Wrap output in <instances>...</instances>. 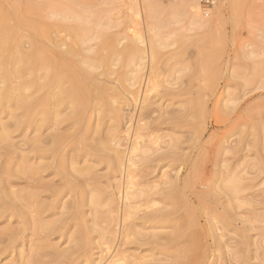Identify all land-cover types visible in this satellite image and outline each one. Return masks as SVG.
Segmentation results:
<instances>
[{
    "label": "rangeland",
    "instance_id": "obj_1",
    "mask_svg": "<svg viewBox=\"0 0 264 264\" xmlns=\"http://www.w3.org/2000/svg\"><path fill=\"white\" fill-rule=\"evenodd\" d=\"M158 1L163 5L159 11L150 10L146 0H0V38L9 44L0 47V68L15 57L13 51L18 46L27 51L30 42L42 43L43 47H51L52 40L63 43L61 48L73 50L65 64L68 68H83L93 84L115 89L111 100L118 108L121 139L126 128L136 125L140 106L144 105V91L148 92L154 116L181 107L185 119L178 134L181 148L172 149L177 160L151 162L146 170L147 164L137 161V168L145 170L141 180L153 183L147 185H164L165 190L168 177H178L181 206L175 215L182 217L184 223L197 218L196 225L187 231H196L201 237L202 227L205 228L209 233L205 249L210 258L218 252L212 247L207 216L213 217L216 224L227 223L223 231L227 237L220 242L230 238L232 248L224 249L235 255L236 263L264 264V0H244L237 13L226 0H222L220 10L214 9V3L203 8L199 0L201 16L183 0ZM2 22L10 31L3 28ZM103 36L113 37V51L112 46L101 44ZM143 48L146 54L142 53ZM86 86L96 92L92 84ZM66 106H60L64 117L59 128L66 137L65 144L54 160L38 158L35 150H26L23 134H34L29 128L21 131L11 127L10 137L0 142V196L23 185H53L50 188L58 191V198L63 196V202L70 197L85 198V186L70 176L74 170L62 157L75 145L80 147V143L72 141L77 127L70 123L71 113ZM88 110L84 117L92 123L93 111ZM5 121L6 113L0 111V132ZM168 123L160 124L147 138L157 139L160 145L169 143ZM124 140L120 142L124 144ZM23 153L26 157L21 160ZM133 158L136 161L138 157ZM41 163H46V169L38 168ZM21 166L34 171H24ZM96 170L107 173L104 163L97 165ZM38 178L41 179L37 181ZM108 182L109 191H117L118 177L110 176ZM232 184L239 189L232 192L221 186ZM73 188L77 189V197ZM48 193L46 190L42 196ZM198 193L205 196L197 198ZM136 212L131 210L129 220ZM13 220L0 218V229ZM91 235L95 236L92 251L96 253L99 236L95 231ZM214 237L219 241V237ZM241 240L244 252L235 253L234 242ZM141 243L131 244L129 250L157 253L156 249L141 251L144 247L137 246ZM204 244L205 239L201 238L197 250L202 252ZM223 250L222 258L226 256ZM244 254L246 263H242Z\"/></svg>",
    "mask_w": 264,
    "mask_h": 264
},
{
    "label": "bare ground",
    "instance_id": "obj_2",
    "mask_svg": "<svg viewBox=\"0 0 264 264\" xmlns=\"http://www.w3.org/2000/svg\"><path fill=\"white\" fill-rule=\"evenodd\" d=\"M183 1L194 13H199V0ZM226 1L236 13L245 4L244 0ZM221 2L214 0V9L220 10ZM146 5L154 11L163 9L158 0H146ZM8 27L3 28L8 32ZM102 38L101 44L109 48L112 46V50L113 37ZM50 43L51 47H43L42 43L30 42L27 51L17 45L13 51L15 57L6 58L8 61L2 64L0 111H5L7 121L1 124L0 142L10 137L13 131L11 127L21 131L29 128L34 134L31 137L23 134L26 150H35L38 158L54 160L66 139L64 133L59 132L64 117L60 106L64 109V105L68 104L65 107L70 109L68 119L77 127L73 132L75 140L72 141L80 143V147L75 145L70 152L62 153V157L74 170V175L70 176L85 186V198L70 197L63 202V196L58 198V191L50 188L53 185H23L1 194L0 218L14 220L8 221L7 227L0 229V264H238L235 255L226 253L224 249L227 246L232 248L230 238L220 242L227 235L223 232L227 223L216 224L210 216L205 219L212 247L218 252L210 258L205 249L209 236L205 228L202 227L201 237L196 231H187L189 226L196 225L197 218H190L184 223L182 217L175 215L181 206V186L177 176L168 177L165 190L163 184L162 187L147 185L153 183L141 180L146 168L151 167L148 163L177 160L172 149L181 148L182 138L178 134H181L180 128L185 120L182 108L176 106L166 110L163 115L154 116V110L149 107L148 92L144 91V105L140 106L136 125L133 129L126 128V135L121 139L118 108L111 100L115 89L104 84H93L89 73L83 68L79 71L68 68L65 64L73 50L61 48L63 43L57 40ZM8 46L7 40L0 38V47ZM142 53L146 54L144 48ZM87 83L92 84L95 93L86 86ZM9 107L13 109L6 111L5 108ZM87 109L88 112L93 111L92 123H88L84 117ZM167 121V130L171 135L169 143L160 145L157 139L147 138ZM121 140L125 143H121ZM134 156L138 157L136 161ZM24 157L25 154H21V160ZM137 161L147 164L145 170L137 168ZM101 163L107 168L106 174L96 170V166ZM41 164L38 168L46 169V163ZM21 169L34 171L23 166ZM110 176L118 177L115 192L108 188ZM103 178L107 180L103 181ZM221 186L232 192L237 188L233 184ZM46 190L49 193L44 197L42 195ZM72 191L77 197V189L73 188ZM159 194L160 199L157 198ZM196 196L202 198L205 195L198 193ZM176 197L179 201H174ZM131 210L137 212L129 220ZM191 210L196 211L194 208ZM6 211L9 212L4 215ZM85 215L90 217L85 218ZM134 219L136 223L132 222ZM93 231L99 236L96 253L92 251L95 242V236L91 235ZM217 231L221 233L217 235ZM214 236L219 237V241L214 240ZM201 238L205 239L202 252L197 250ZM137 242H142L137 245L144 247L141 251L156 249L157 253L131 252L130 245ZM243 243V240L234 242L235 253L244 252ZM222 250L226 253L223 258ZM246 259L244 254L242 263H246Z\"/></svg>",
    "mask_w": 264,
    "mask_h": 264
},
{
    "label": "built area",
    "instance_id": "obj_3",
    "mask_svg": "<svg viewBox=\"0 0 264 264\" xmlns=\"http://www.w3.org/2000/svg\"><path fill=\"white\" fill-rule=\"evenodd\" d=\"M214 3V0H201V4L204 7H211V5Z\"/></svg>",
    "mask_w": 264,
    "mask_h": 264
}]
</instances>
